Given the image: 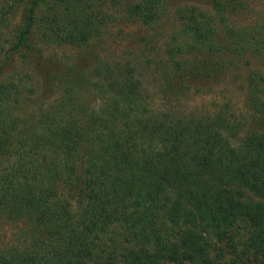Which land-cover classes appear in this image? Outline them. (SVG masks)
<instances>
[{
	"label": "trees",
	"instance_id": "trees-1",
	"mask_svg": "<svg viewBox=\"0 0 264 264\" xmlns=\"http://www.w3.org/2000/svg\"><path fill=\"white\" fill-rule=\"evenodd\" d=\"M100 1L7 0L0 11V222L19 230L0 264H264V31L229 26L226 10L243 0H213L215 15L179 7L157 69L179 94L245 61L246 127L224 112L165 110L118 69L98 71L110 94L99 110L74 114L70 97L15 113L28 100L7 79L11 60L90 49L109 32ZM168 15L166 0L124 9L149 28Z\"/></svg>",
	"mask_w": 264,
	"mask_h": 264
},
{
	"label": "rangeland",
	"instance_id": "rangeland-1",
	"mask_svg": "<svg viewBox=\"0 0 264 264\" xmlns=\"http://www.w3.org/2000/svg\"><path fill=\"white\" fill-rule=\"evenodd\" d=\"M139 1L141 0H101L103 11L111 15L106 27L109 32L90 49H43V56L37 54L33 57L32 64L27 66L11 60L5 71L9 73L7 79L12 78L20 90L25 91L20 99L21 104L28 100L23 106L19 104L21 107L15 113L35 115L38 111L51 107L61 110L62 106L66 107L63 100L70 97L78 104L74 114L99 110L109 100L110 94L107 87H95L96 83L102 81L98 71L118 69L120 76L132 71L144 86L145 96L153 102L158 101L165 110L175 114L197 112L203 116L224 112L233 122L246 127L251 113L245 93L249 73L245 61L237 60L235 68L228 67L229 70L225 73L228 74L227 78L206 79L199 86H193L192 91L187 92L188 86L179 94L170 90L166 82H163L161 68L157 69L160 61L165 64L164 49L172 34L177 33L180 28L176 10L184 6L198 7L215 15L213 0H166L169 15L154 28L128 24L124 20V9ZM6 2L7 0H0V11ZM243 2L246 4L240 5L237 11L226 10L229 26L238 29L252 27L264 31V0ZM8 26H4L3 30L7 31ZM227 27L224 25L223 31ZM256 63L255 59L252 60V67ZM30 86L33 87L34 94L28 92ZM19 105L17 107L15 104V107L19 108ZM241 133L235 134L240 136ZM18 238L19 230L16 225L0 222V246L10 245Z\"/></svg>",
	"mask_w": 264,
	"mask_h": 264
}]
</instances>
